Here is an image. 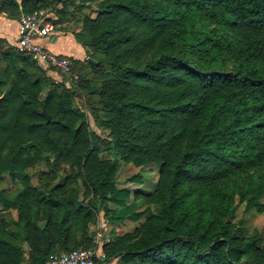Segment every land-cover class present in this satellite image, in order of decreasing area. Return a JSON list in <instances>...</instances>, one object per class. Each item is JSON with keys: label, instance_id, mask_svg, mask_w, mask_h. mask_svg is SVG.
Listing matches in <instances>:
<instances>
[{"label": "trees", "instance_id": "16d2710c", "mask_svg": "<svg viewBox=\"0 0 264 264\" xmlns=\"http://www.w3.org/2000/svg\"><path fill=\"white\" fill-rule=\"evenodd\" d=\"M85 1L98 3V15L84 18L75 39L98 64L68 57L71 70L88 65L103 78L80 88L98 96L92 114L111 131L106 145L125 164L158 166V187L134 199L118 189L119 163L102 160L75 92L0 39V182L53 156V166L77 168L93 196L47 195L27 175L18 195L0 192L3 211L18 212L0 220V264H48L89 249L101 213L114 226L148 216L104 245V263L264 264L258 234L246 238L233 223L239 204L264 214V0ZM47 8V0L0 1L15 19Z\"/></svg>", "mask_w": 264, "mask_h": 264}, {"label": "rangeland", "instance_id": "374dc122", "mask_svg": "<svg viewBox=\"0 0 264 264\" xmlns=\"http://www.w3.org/2000/svg\"><path fill=\"white\" fill-rule=\"evenodd\" d=\"M48 8L52 22L57 26V31L62 32L64 35L72 34L74 37H83V22L85 17L96 18L98 15V3L85 1V0H47ZM96 59L102 58L101 54L94 56ZM89 59L94 63L89 62ZM90 64L97 65L92 58L85 59ZM87 63V64H88ZM42 69L46 70L58 84L66 89L75 92L74 105L77 110L84 113L91 129L97 134L99 144L102 148L101 158L104 161L118 162L119 167L114 178V184L118 189H126L131 193V198L134 199L136 192L144 194H152L158 187L160 180V168L156 165H150L142 168H137L132 164H125L122 162L113 144L106 145L112 138L110 129L104 125V119H95L92 114V109L98 105L97 94H91L86 90L80 88V82L84 78L89 79L92 86H99L102 77L96 75L92 67L85 65L78 75L73 70L70 74L65 75L59 71L51 70L44 64L37 63ZM232 66L227 65L226 70H230ZM54 157H50L51 164L48 165L46 160H40L34 167L29 168L25 173L15 178L8 175L0 182V192H3L10 197H14L22 192L25 188L23 184V177L27 175L30 179V187L32 190L41 191L48 195V192L57 188L56 192L61 195H76L81 201L86 195V189L80 171L77 168H72L69 163L60 162L58 165L53 166ZM133 177H139V181H131ZM89 196L86 202L92 199ZM264 204V197L261 200ZM110 211H120L115 205L109 206ZM146 207L142 206L138 212L145 210ZM154 213L158 209L154 207ZM148 216H145L139 222L125 221L120 225H112L109 223L107 217L101 213L98 221L90 226L89 235L92 239V245L89 249L97 252H103L104 245L114 241L117 237L124 236L128 233L134 232L137 228L143 225ZM5 220L12 223L18 219V212L16 210L3 211V205L0 202V220ZM234 224H242V236L251 238L258 234L260 240L264 244V214H258L255 211L246 212L244 205L237 206L236 216L233 220ZM105 224V227L102 225Z\"/></svg>", "mask_w": 264, "mask_h": 264}, {"label": "built area", "instance_id": "2783aa9c", "mask_svg": "<svg viewBox=\"0 0 264 264\" xmlns=\"http://www.w3.org/2000/svg\"><path fill=\"white\" fill-rule=\"evenodd\" d=\"M19 32L16 49L19 53L28 55L40 64L65 75L71 73V63L68 57L54 54L47 44L59 34L57 26L52 22L49 12L36 11L22 14L19 18ZM105 227V224H102ZM106 255L93 249H78L63 252L55 256L48 264H99Z\"/></svg>", "mask_w": 264, "mask_h": 264}, {"label": "crops", "instance_id": "0c3cea01", "mask_svg": "<svg viewBox=\"0 0 264 264\" xmlns=\"http://www.w3.org/2000/svg\"><path fill=\"white\" fill-rule=\"evenodd\" d=\"M1 1V0H0ZM21 6L24 0H15ZM19 19L10 18L8 15L0 12V39L7 41L11 46L17 45L19 32ZM47 47L54 54L73 58L84 62L88 58L86 50L76 41L72 34L64 35L59 32ZM104 252H100L99 255ZM25 257H28V249L25 247ZM100 264H121L120 260H113L109 262H99Z\"/></svg>", "mask_w": 264, "mask_h": 264}, {"label": "water", "instance_id": "95a60500", "mask_svg": "<svg viewBox=\"0 0 264 264\" xmlns=\"http://www.w3.org/2000/svg\"><path fill=\"white\" fill-rule=\"evenodd\" d=\"M89 62L94 63V62H93L92 60H90V59H89ZM41 115H42L43 117H45L47 120H49V115H48V113H47V111H46L45 108L43 109Z\"/></svg>", "mask_w": 264, "mask_h": 264}]
</instances>
